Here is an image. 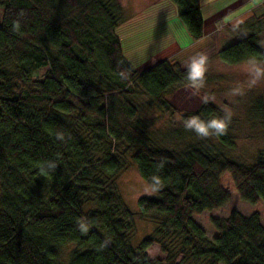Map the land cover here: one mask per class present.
I'll list each match as a JSON object with an SVG mask.
<instances>
[{
	"label": "trees",
	"instance_id": "trees-1",
	"mask_svg": "<svg viewBox=\"0 0 264 264\" xmlns=\"http://www.w3.org/2000/svg\"><path fill=\"white\" fill-rule=\"evenodd\" d=\"M167 1L200 41L199 0ZM0 9V264H264V213L212 220L211 240L193 221L229 203L223 175L240 201L264 204V150L241 165L224 150L234 146L229 130L209 138L191 131L169 148L133 123L109 126L105 93L139 91L169 113V91L190 85L188 70L169 60L135 70L116 33L117 0H0ZM230 30L235 41L216 53L222 64L264 62V13ZM121 103L133 119L135 109ZM245 114L247 128L264 136V93L251 97ZM192 116L223 115L208 100L181 118ZM123 153L151 187L152 177L161 180L154 196L138 199L137 214L116 192ZM136 217L154 229L133 246ZM153 245L163 259L147 256Z\"/></svg>",
	"mask_w": 264,
	"mask_h": 264
},
{
	"label": "rangeland",
	"instance_id": "rangeland-1",
	"mask_svg": "<svg viewBox=\"0 0 264 264\" xmlns=\"http://www.w3.org/2000/svg\"><path fill=\"white\" fill-rule=\"evenodd\" d=\"M121 7L120 21L117 25L116 33L119 36L120 43L124 50L125 58L135 67L142 65L149 60L156 52L165 49L163 58L171 63L177 64L181 69L188 70L191 58L197 53H204L207 58L208 77L204 86L194 88L190 85L176 87L169 91L166 99L174 112L164 113L160 111L149 99L136 91L133 95H112L105 93L107 119L109 126L121 125L126 127L133 123L140 131H145L150 140L154 143L169 148L173 145H180L186 139L187 133L191 130L185 128V121L181 118L184 113H190L196 110L201 104L204 96L209 97L222 115L226 111L232 113L229 134L234 137V146L230 149H224L227 158L234 163L241 165H252L255 163L257 153L264 150V136L260 132H252L245 125L246 105L251 97L264 93V78L256 83H252L254 74L238 75L235 66L222 64L217 58L216 53L221 44L227 40H221L220 29L216 26L213 33L205 38L200 44L190 49L194 42L189 37L185 27L179 18L175 15L172 4L167 0H117ZM204 1V0H203ZM2 10L0 9V18ZM174 16V17H173ZM167 24V34L157 33L156 25L158 23ZM144 35L146 38L141 39ZM160 35V36H159ZM135 48H129L133 41L143 42ZM235 41L228 42L229 46ZM132 42V43H131ZM136 43V42H135ZM134 44V43H133ZM177 45L181 50H178ZM261 47L264 49V37L261 39ZM159 59H161L159 57ZM156 61V60H155ZM152 62V61H151ZM260 67H264V62L257 61ZM153 63V62H152ZM238 67H246L251 70L252 65L249 62L238 64ZM45 70H39L37 79ZM128 101L135 109L133 119L127 117V113L122 107V100ZM123 150V147H121ZM131 153L120 155L122 169L116 177V192L121 202L132 214L138 212V199L141 197H152L154 192L151 186L143 181L131 160ZM223 187L230 194L229 203L221 210L216 212L203 213L198 217H193V221L204 232L208 239H213L216 232L212 227V220H219L227 217L232 211L247 217L252 213H264V204L259 202L252 206L244 203L236 196L229 177L223 175L221 178ZM152 223L134 219V230L131 235V244L137 245L141 240L149 237L153 232ZM73 250V246L64 248L61 252L62 259L65 261L67 255ZM146 254L149 258L163 259L164 255L159 252L156 245L147 249Z\"/></svg>",
	"mask_w": 264,
	"mask_h": 264
},
{
	"label": "crops",
	"instance_id": "crops-1",
	"mask_svg": "<svg viewBox=\"0 0 264 264\" xmlns=\"http://www.w3.org/2000/svg\"><path fill=\"white\" fill-rule=\"evenodd\" d=\"M199 4H200V15L203 25V38L198 42H194V44L191 45L190 49L194 48L202 41H204L205 38L210 36V33H213L216 26L219 27L218 29H220V34L222 38V39L220 38L218 39L219 42H221V40L223 41L227 40L226 42H224L225 44L220 45V48L226 47L228 45V42L234 39L233 33L230 30L232 27L237 26L246 18H249L251 16H260L264 13V0H204V1L199 0ZM166 25L167 24L160 22L155 26L156 29H158L157 33H159L161 36L165 34L168 35ZM142 36L143 37H141V39L144 40V38L146 37L144 35ZM146 41L147 39L143 42L134 40L133 41L134 44L131 42L132 44H130L131 46H129V48H135L139 45L144 44ZM120 45H121V51L124 55L123 48L125 47H122V43H120ZM176 48L180 51L189 50V49L181 50L178 46ZM163 52H165V49L159 50L149 60L145 61V63L135 68V70L138 73H141L146 69L152 67L155 63L162 61L161 56H163ZM159 57L161 59H159ZM163 59L168 60L166 58ZM238 66L239 65H236L237 68L236 73L238 75L247 76L252 74L253 72L252 69L249 70L246 67L241 68Z\"/></svg>",
	"mask_w": 264,
	"mask_h": 264
},
{
	"label": "clouds",
	"instance_id": "clouds-1",
	"mask_svg": "<svg viewBox=\"0 0 264 264\" xmlns=\"http://www.w3.org/2000/svg\"><path fill=\"white\" fill-rule=\"evenodd\" d=\"M18 27V25H16ZM207 61L208 58L204 53H197L194 57L191 58V61L188 65V76L187 79L190 81V86L194 88H201L205 83V73L207 71ZM249 63L252 65V71L254 78L252 83H256L261 78H264V67H260L258 62L255 60H250ZM209 100L208 96L202 98V102L207 103ZM232 113L226 111L225 114L218 118H213L211 120L205 121L202 120L199 116H192L185 121V128L191 130L197 134L200 138H209L211 136H223L227 134L229 130V125L231 123ZM164 166V161H162L159 167ZM55 167V165H52ZM154 182V187L151 188V191H157L161 186V180L159 177H152ZM80 229L84 232H87V227L85 224L80 223Z\"/></svg>",
	"mask_w": 264,
	"mask_h": 264
}]
</instances>
